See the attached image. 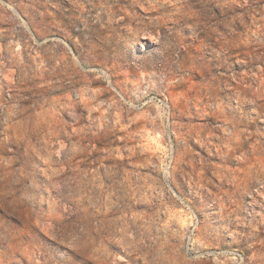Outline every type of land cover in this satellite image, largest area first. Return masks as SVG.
I'll return each instance as SVG.
<instances>
[{"label":"rangeland","instance_id":"374dc122","mask_svg":"<svg viewBox=\"0 0 264 264\" xmlns=\"http://www.w3.org/2000/svg\"><path fill=\"white\" fill-rule=\"evenodd\" d=\"M0 264H264V0H0Z\"/></svg>","mask_w":264,"mask_h":264}]
</instances>
